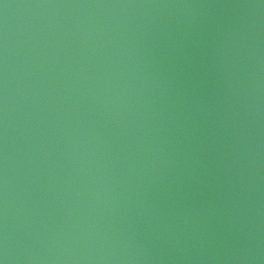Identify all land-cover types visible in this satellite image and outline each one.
Returning a JSON list of instances; mask_svg holds the SVG:
<instances>
[{
  "label": "water",
  "instance_id": "1",
  "mask_svg": "<svg viewBox=\"0 0 264 264\" xmlns=\"http://www.w3.org/2000/svg\"><path fill=\"white\" fill-rule=\"evenodd\" d=\"M3 264H264V0H0Z\"/></svg>",
  "mask_w": 264,
  "mask_h": 264
},
{
  "label": "clouds",
  "instance_id": "2",
  "mask_svg": "<svg viewBox=\"0 0 264 264\" xmlns=\"http://www.w3.org/2000/svg\"><path fill=\"white\" fill-rule=\"evenodd\" d=\"M0 264H3V261H0Z\"/></svg>",
  "mask_w": 264,
  "mask_h": 264
}]
</instances>
